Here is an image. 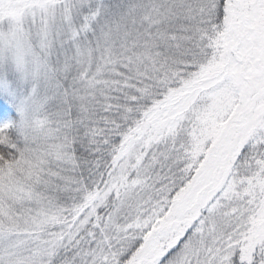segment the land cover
<instances>
[{
    "label": "snow or ice",
    "instance_id": "obj_1",
    "mask_svg": "<svg viewBox=\"0 0 264 264\" xmlns=\"http://www.w3.org/2000/svg\"><path fill=\"white\" fill-rule=\"evenodd\" d=\"M0 264H264V0H0Z\"/></svg>",
    "mask_w": 264,
    "mask_h": 264
}]
</instances>
